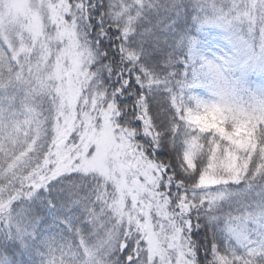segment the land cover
Listing matches in <instances>:
<instances>
[{
  "label": "snow or ice",
  "instance_id": "6c2138e0",
  "mask_svg": "<svg viewBox=\"0 0 264 264\" xmlns=\"http://www.w3.org/2000/svg\"><path fill=\"white\" fill-rule=\"evenodd\" d=\"M0 264H264V0H0Z\"/></svg>",
  "mask_w": 264,
  "mask_h": 264
},
{
  "label": "rangeland",
  "instance_id": "374dc122",
  "mask_svg": "<svg viewBox=\"0 0 264 264\" xmlns=\"http://www.w3.org/2000/svg\"><path fill=\"white\" fill-rule=\"evenodd\" d=\"M253 81L259 82L256 77L251 78Z\"/></svg>",
  "mask_w": 264,
  "mask_h": 264
}]
</instances>
